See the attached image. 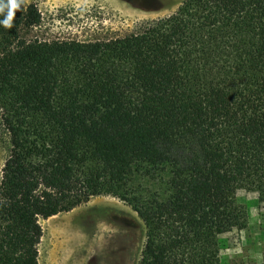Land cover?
Segmentation results:
<instances>
[{"label":"trees","instance_id":"obj_1","mask_svg":"<svg viewBox=\"0 0 264 264\" xmlns=\"http://www.w3.org/2000/svg\"><path fill=\"white\" fill-rule=\"evenodd\" d=\"M17 3L0 27V264H39L40 219L98 195L143 220L136 264H221L218 236L246 218L236 190L264 204V0H182L88 41L29 37L41 13Z\"/></svg>","mask_w":264,"mask_h":264},{"label":"rangeland","instance_id":"obj_2","mask_svg":"<svg viewBox=\"0 0 264 264\" xmlns=\"http://www.w3.org/2000/svg\"><path fill=\"white\" fill-rule=\"evenodd\" d=\"M41 13L29 37L103 40L124 36L141 22L173 13L182 0H25ZM0 137L1 169L8 154ZM235 200L246 218L218 236L221 264H264V204L240 187ZM39 264H136L146 226L130 205L111 195L93 196L69 211L41 218Z\"/></svg>","mask_w":264,"mask_h":264},{"label":"clouds","instance_id":"obj_3","mask_svg":"<svg viewBox=\"0 0 264 264\" xmlns=\"http://www.w3.org/2000/svg\"><path fill=\"white\" fill-rule=\"evenodd\" d=\"M19 7L17 0H7L6 4H0V12H3L4 9H7L6 14L3 19H0V27L11 28L13 26L12 21L15 15V11Z\"/></svg>","mask_w":264,"mask_h":264}]
</instances>
